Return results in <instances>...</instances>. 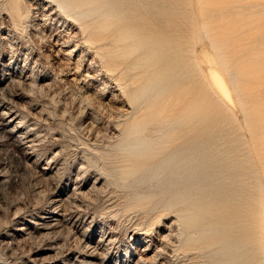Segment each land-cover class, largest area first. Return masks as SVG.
I'll use <instances>...</instances> for the list:
<instances>
[{
  "label": "rangeland",
  "instance_id": "rangeland-1",
  "mask_svg": "<svg viewBox=\"0 0 264 264\" xmlns=\"http://www.w3.org/2000/svg\"><path fill=\"white\" fill-rule=\"evenodd\" d=\"M2 116L0 264H264V0H0Z\"/></svg>",
  "mask_w": 264,
  "mask_h": 264
},
{
  "label": "bare ground",
  "instance_id": "bare-ground-1",
  "mask_svg": "<svg viewBox=\"0 0 264 264\" xmlns=\"http://www.w3.org/2000/svg\"><path fill=\"white\" fill-rule=\"evenodd\" d=\"M213 81L215 82L218 90L223 93L224 95H228V90L224 84V82L221 79H217V77L215 75H213ZM167 107H169V104L166 105ZM6 111V110H5ZM8 113V112H7ZM13 115V114H11ZM6 116V115H5ZM10 116V114H9ZM12 116H10L9 118H11ZM17 118V117H16ZM16 118H11L10 122H14L16 120ZM10 122H8V119H6L4 116L0 117V134L2 132H4L5 130H7L6 128H8L10 126ZM9 136V135H8ZM25 155H28V152L25 153ZM32 155V153H31ZM29 159H32L31 157ZM60 199V198H59ZM62 200V199H61ZM59 200H55V202L57 203ZM59 205V204H58ZM60 207V206H59ZM46 223V222H45ZM55 223V222H53Z\"/></svg>",
  "mask_w": 264,
  "mask_h": 264
}]
</instances>
